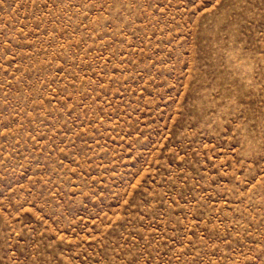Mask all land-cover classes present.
<instances>
[{
    "label": "rangeland",
    "instance_id": "rangeland-1",
    "mask_svg": "<svg viewBox=\"0 0 264 264\" xmlns=\"http://www.w3.org/2000/svg\"><path fill=\"white\" fill-rule=\"evenodd\" d=\"M0 264H264V0H0Z\"/></svg>",
    "mask_w": 264,
    "mask_h": 264
}]
</instances>
